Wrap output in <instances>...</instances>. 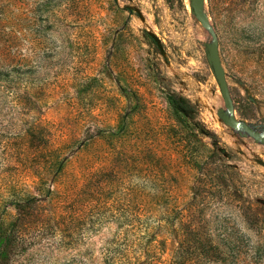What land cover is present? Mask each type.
Instances as JSON below:
<instances>
[{"label":"rangeland","instance_id":"374dc122","mask_svg":"<svg viewBox=\"0 0 264 264\" xmlns=\"http://www.w3.org/2000/svg\"><path fill=\"white\" fill-rule=\"evenodd\" d=\"M202 11L211 32L189 0H0L5 264H173L201 239L198 264H264V0Z\"/></svg>","mask_w":264,"mask_h":264},{"label":"trees","instance_id":"16d2710c","mask_svg":"<svg viewBox=\"0 0 264 264\" xmlns=\"http://www.w3.org/2000/svg\"><path fill=\"white\" fill-rule=\"evenodd\" d=\"M175 115L178 114L177 111L174 110ZM122 126L119 125L117 129L112 130L109 134L111 137L119 138L122 134ZM99 134V132H98ZM61 165L58 166L57 171L60 172L59 169H61ZM130 188V187H129ZM132 188V187H131ZM135 188V185L133 186ZM128 191L127 196L130 197V193H136L138 190L135 188L133 191H130V189H126ZM51 193V190H46L44 195H49ZM134 198L136 196H133ZM130 199L127 200L129 202ZM34 202L33 197H27L23 200H16L13 202L15 209L21 213L23 210H25L27 207H29ZM146 202H152V196L148 194V197L146 198ZM18 217H15L13 221L4 224L0 219V264H5L10 256V253L14 246V240L16 238V230H15V224ZM211 249L212 252L215 251V248L207 241H204L201 239V241H194L191 243V246L187 247H181L177 249V251L174 254L173 257V264H198V260L202 257H209L212 255V253H208V250ZM214 255V254H213ZM200 256V257H199ZM125 264H146L144 262L139 261L136 259L133 262L126 261Z\"/></svg>","mask_w":264,"mask_h":264},{"label":"water","instance_id":"95a60500","mask_svg":"<svg viewBox=\"0 0 264 264\" xmlns=\"http://www.w3.org/2000/svg\"><path fill=\"white\" fill-rule=\"evenodd\" d=\"M189 7L191 11L193 12L195 18L198 20V22L206 29H208L211 32V29L208 24L207 16L202 11V0H189ZM148 35L156 42L158 48L161 50V46L157 40V38L152 34L148 33ZM206 59L211 65L213 75L217 81L219 91L223 100V104L226 108L227 115L224 117V120L227 121L232 127H238L240 124L237 122V120L233 116V106L232 101L229 96V92L227 89V85L224 79V73L220 65L219 57L217 54V46L216 41L213 40L210 44L207 45V53H206ZM245 131L248 133L253 134V132L247 128L246 126L242 125ZM262 142L264 143V138H261ZM257 162L264 167V162L261 160H257Z\"/></svg>","mask_w":264,"mask_h":264}]
</instances>
